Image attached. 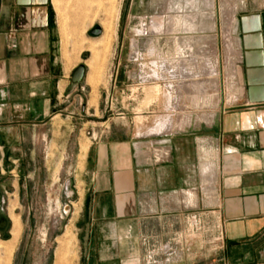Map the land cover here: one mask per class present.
<instances>
[{
	"label": "crops",
	"instance_id": "1",
	"mask_svg": "<svg viewBox=\"0 0 264 264\" xmlns=\"http://www.w3.org/2000/svg\"><path fill=\"white\" fill-rule=\"evenodd\" d=\"M140 1L156 9L159 0ZM238 3L232 103L205 130L129 122L79 143L92 197L90 264H139L148 212H164L171 201L181 208L184 195L199 206L200 193L217 214L221 264H264V0ZM55 7L0 0V233L11 201L20 206L36 177V133L77 91L70 74L79 63L63 55ZM156 152L167 154L157 161Z\"/></svg>",
	"mask_w": 264,
	"mask_h": 264
},
{
	"label": "rangeland",
	"instance_id": "2",
	"mask_svg": "<svg viewBox=\"0 0 264 264\" xmlns=\"http://www.w3.org/2000/svg\"><path fill=\"white\" fill-rule=\"evenodd\" d=\"M93 1L53 0L63 55L76 57L73 64L86 70L80 84L71 82L77 91L36 133V177L20 206L11 201L0 233L1 241H10L13 221L19 223L9 264H57L59 254L63 264H90L84 241L92 197L79 143L129 122L157 128L177 122L179 129L191 122L202 131L232 103L237 51L230 32L239 0H159L156 9L140 0H115L108 14L97 17ZM154 19L162 22L156 33L149 29ZM97 26L100 35H91ZM196 203L184 195L181 208L171 201L164 212H148L139 264H221L213 240L217 214L201 193Z\"/></svg>",
	"mask_w": 264,
	"mask_h": 264
},
{
	"label": "bare ground",
	"instance_id": "3",
	"mask_svg": "<svg viewBox=\"0 0 264 264\" xmlns=\"http://www.w3.org/2000/svg\"><path fill=\"white\" fill-rule=\"evenodd\" d=\"M192 2H191V5H195L196 4V2H197V0H191ZM209 1V0H208ZM86 2H87V0H86ZM115 2V0H94L93 2H92V4L93 3H95V4H93L92 6H91V11H92V14H93V16L95 17H97L98 16V14H108L109 13V11L111 10V8H113L112 7V5H113V3ZM182 3V2H181ZM186 4V3H185ZM197 5V4H196ZM57 7V6H56ZM55 7V8H56ZM178 7H180V6H178ZM183 7V6H182ZM189 7H190V5H189ZM233 8V7H232ZM56 9H58V8H56ZM182 10V9H181ZM231 10V9H230ZM230 12H233V11H230ZM58 14V13H57ZM58 16V15H57ZM101 16V15H100ZM59 17H60V15H59ZM229 21V20H228ZM144 26H143V24H142V28H143ZM146 28V27H145ZM160 28H162V22L160 21V20H158V19H154V20H152V22H151V24H150V27H149V29H150V32H152V33H156V32H159V31H161V29ZM148 29V30H149ZM145 30V29H144ZM227 30V29H226ZM142 32H143V30H142ZM224 35H227V34H224ZM228 35H229V33H228ZM230 38L228 37V40H229ZM84 40V39H83ZM79 41V40H78ZM77 45H79V44H77ZM87 45V44H86ZM76 46V45H75ZM77 47V46H76ZM75 47V48H76ZM75 54V53H74ZM95 104V103H94ZM91 105V104H90ZM82 150V149H81ZM206 179V178H205ZM207 180V179H206ZM208 185V184H207ZM14 220H16V218L14 219ZM13 222H15L14 223V227H13V229L11 230V232H12V239L10 240V241H8V242H3V241H1L0 240V264H9V256H10V254H11V251H12V249H13V244L15 243V241H16V239H17V236H18V229H19V223H17V221H13ZM20 222V221H19ZM13 226V225H12ZM62 253V252H61ZM57 264H63V257L59 254V257H58V261H57Z\"/></svg>",
	"mask_w": 264,
	"mask_h": 264
},
{
	"label": "water",
	"instance_id": "4",
	"mask_svg": "<svg viewBox=\"0 0 264 264\" xmlns=\"http://www.w3.org/2000/svg\"><path fill=\"white\" fill-rule=\"evenodd\" d=\"M91 35L93 36H98L101 33V28L100 27H95L93 29H91V31H89ZM85 70L86 67L84 64H79L75 67V69L73 70L70 80L73 84H80L83 79H84V75H85Z\"/></svg>",
	"mask_w": 264,
	"mask_h": 264
},
{
	"label": "built area",
	"instance_id": "5",
	"mask_svg": "<svg viewBox=\"0 0 264 264\" xmlns=\"http://www.w3.org/2000/svg\"><path fill=\"white\" fill-rule=\"evenodd\" d=\"M166 154H167V153H163V152H162V153L159 154V152H156V155H157L158 157H163V156H165Z\"/></svg>",
	"mask_w": 264,
	"mask_h": 264
}]
</instances>
